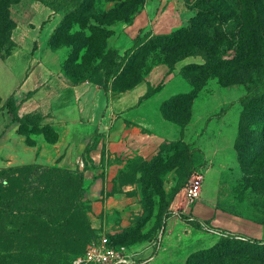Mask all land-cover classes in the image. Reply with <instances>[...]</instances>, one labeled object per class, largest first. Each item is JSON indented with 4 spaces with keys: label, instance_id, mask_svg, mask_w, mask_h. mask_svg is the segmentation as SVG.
I'll return each instance as SVG.
<instances>
[{
    "label": "rangeland",
    "instance_id": "1",
    "mask_svg": "<svg viewBox=\"0 0 264 264\" xmlns=\"http://www.w3.org/2000/svg\"><path fill=\"white\" fill-rule=\"evenodd\" d=\"M149 1H93L91 13L97 16H102L104 9L124 13L116 15V18L108 23L99 22L94 17L88 18L91 24L104 28L108 35L105 53L101 58H92L91 55L83 58L85 50L80 49L79 44L71 43V39L65 35L59 37L63 31L54 40H51V34L42 42L36 39L34 43H28L24 46L26 53L31 56L40 55L47 64L58 62L61 70L74 82H92L91 79L101 77L105 71L104 67L110 65L112 60L110 51H117L119 56L116 58L124 57L126 51L134 44L131 43L132 45L126 49L114 46L118 41L128 44L129 35L123 33L124 28ZM64 2L65 0H14L10 5L11 17L15 23L10 35L12 42L1 53L0 61L12 54L18 45L13 37L16 26L27 24L36 13L45 15L44 22L56 21L54 28L56 30L67 13ZM258 4L263 33L252 23L246 0H155L152 9L156 19L166 10L173 11L175 15L176 11L180 13L183 9L188 12L189 17L183 26L189 25L199 9H214L216 26L221 27L218 55L227 60L242 55L249 63L246 67L249 75L256 81L264 71V0H258ZM46 10L51 14L47 15L44 12ZM129 11L130 13H127ZM170 20L172 17H165L167 23ZM175 29L177 28H172L166 33ZM76 30L91 33L89 29L83 30L79 24L76 25ZM138 34L146 37L164 33L152 34L151 30L142 29ZM28 37L30 39V36ZM34 37L35 35L31 39ZM188 57L189 62L181 67L180 74L189 90L175 93L181 89L176 90L172 86L162 94L164 100L160 109L168 123L167 130L175 131L170 135L172 139L166 138L162 148L152 156L137 151L127 154L116 153L104 156L98 162L93 160L89 163L86 159L85 166L76 171L64 168L74 175L81 174L83 177L87 220L83 218V212H77L68 223L51 227L35 218L21 219L19 215L4 210L0 214V264H74L76 257L85 250L99 227L105 228L115 239L139 247L161 228H165L167 218L175 213L172 210L175 188L183 185L182 189H185L191 175L198 171H204L205 177L201 201L194 207L195 215L203 216L205 209L211 207L210 203L214 201L217 208H226L241 214L240 219L245 215L264 221V98L244 105L242 100L249 83L232 79L231 83L224 84L210 69L204 71L200 69L196 72L199 79L194 80L193 76L187 75V67L203 64L205 60L201 55H190L185 58ZM14 67L18 71L22 69L20 59L15 61ZM147 74L141 80L133 81L131 86L142 81ZM126 84L122 80L115 81L113 77L107 82L108 87L116 91L124 89ZM166 84L167 80L164 79L156 85H151L150 94ZM192 89L195 92L194 97L189 100L192 93L189 91ZM4 103L5 99L0 96V110L6 109ZM235 116L237 130L233 137L230 132L220 128L214 131L208 128L210 121L220 117H226L225 119L232 124ZM241 130L243 132H240ZM204 133H207V138ZM26 154L22 151L21 158L27 156ZM29 163H38L47 168L57 166L39 162L16 163L13 162L12 156L0 154V193L10 185L19 186L18 179L14 184H6L4 168ZM86 168L89 172H85ZM47 175L58 176L51 187L47 188L46 198L62 201L54 217H63L66 207L65 195L58 197L55 193L62 190L59 180H62L65 172L47 171ZM41 179L32 175L27 185L40 182ZM35 187L36 184L32 185L30 191L35 190ZM63 189L66 193L67 189L64 186ZM70 193L76 195L73 191ZM182 195L183 192L179 194L176 202ZM96 203L103 205L102 208L95 207ZM191 206L187 207L186 212L175 211L179 212L182 218H190L193 215ZM232 211L231 213L236 215ZM191 221L198 222L197 218ZM98 222L99 227L93 225ZM241 233L250 236L247 231ZM230 236L232 235L221 234L216 240V243L223 247V251L238 247V251L243 252L244 257H249L246 258L247 263L243 260L241 264H264V244L258 245L240 237L232 239ZM225 238H229L230 241L223 242ZM204 245H198L197 248ZM199 249L203 250V248L196 250Z\"/></svg>",
    "mask_w": 264,
    "mask_h": 264
},
{
    "label": "crops",
    "instance_id": "2",
    "mask_svg": "<svg viewBox=\"0 0 264 264\" xmlns=\"http://www.w3.org/2000/svg\"><path fill=\"white\" fill-rule=\"evenodd\" d=\"M154 1L147 2L145 8L124 28L123 33L129 35L128 44L118 41L114 46L126 49L134 43L142 29L151 30L152 34L166 33L185 25L189 17L183 9L180 13L176 11L175 15L173 11L166 10L156 19L152 9ZM44 12L51 14L48 10ZM165 17H172V20L167 23ZM31 19L23 24L24 27L21 24L16 26L13 37L18 45L12 54L0 61V96L6 99L13 94L18 100L20 116L40 113L43 115L42 123L53 126L57 134L55 138L49 139L42 131L18 130L19 123L12 122V115L7 109L0 110V154L12 156L16 163L56 164L76 171L81 168L80 160L85 166L86 159L89 163L93 160L98 162L102 157L116 153L137 151L146 156L157 153L166 138L175 132L167 130L168 123L160 109L164 100L162 94L172 86L176 90L181 89L175 93L189 90L180 74L181 67L189 62V57L177 61L173 68L166 64L156 65L146 78L125 90L103 88L90 81L74 82L61 70L58 62L47 64L40 55L26 53L24 46L34 43L36 39L41 42L46 40L56 25L54 20L44 22L45 15L39 13ZM19 59L22 69L18 71L14 63ZM164 79L167 84L149 94V87ZM225 118L210 121L208 128L210 131L221 129L230 132L233 137L237 130L236 116L232 124ZM204 136L207 138V133ZM22 151L27 156L21 158ZM85 172H89V169L86 168ZM181 192L183 195L176 202ZM185 197V189L175 196L172 202L174 212H186L189 205ZM99 203L95 207L102 208L103 205ZM108 203L109 200L106 201ZM214 203H210L211 207L205 209L203 216L195 215V204L192 205L193 216L221 233L264 239V221L245 215L240 219L241 214L217 208ZM93 225L100 226L99 222ZM243 231H247L250 236L242 234ZM218 237L219 233L196 226L191 220L174 213L167 218L161 248L143 264H183L192 251L211 246ZM145 244L137 247L144 257L150 254ZM202 244L203 247L197 248Z\"/></svg>",
    "mask_w": 264,
    "mask_h": 264
},
{
    "label": "trees",
    "instance_id": "3",
    "mask_svg": "<svg viewBox=\"0 0 264 264\" xmlns=\"http://www.w3.org/2000/svg\"><path fill=\"white\" fill-rule=\"evenodd\" d=\"M13 1L14 0H0V55L12 42L10 35L12 28L15 27V23L11 17L10 5ZM93 1L94 0H65L64 6L65 9H67V13L50 36L51 40H54L59 36V33L63 31L59 37L65 35L69 40L71 39V43L79 44L80 49L85 50L83 58L89 57L90 55L92 58H101L105 53L106 39L108 37L104 28L98 27L97 24H91L88 18L94 17L99 22L108 23L114 20L116 15L124 14L120 11L116 12L114 9H104L101 13L102 16H97L91 13ZM246 5L249 6L252 23L263 33L258 0H246ZM127 13H130V11ZM215 19L216 15L214 9H199L198 13L192 17L188 26L182 25V27H177V29L170 33L155 34L146 37L138 34L134 44L126 51L124 57L116 58L119 56L117 51H110L112 57L110 65L104 67L105 71L101 77L91 79V81L103 88H108L107 82L113 77L115 81L122 80L125 84L126 82L128 83L126 87L122 89L125 90L133 87L131 86L133 81L141 80L146 73H149L160 63H167L169 67L173 68L177 61L187 56L201 55L205 63L186 66L187 75L190 74V76H193L194 80L197 81L199 79L196 72L200 71V69L203 71L210 69L224 84L231 83L233 81L232 79L244 80L249 83L247 85V93L242 100L244 105L264 98V71L261 72L258 79L255 81L253 76L249 75L246 69L249 63L244 60L242 55L232 60L223 59V56L218 55L217 51L220 44L218 42L221 37L219 31L221 27L216 26ZM78 24L83 30L89 29L91 33L88 34L87 32L75 31L76 25ZM189 92H192L189 95V100H192L195 93L194 89ZM4 106L12 115V122L19 123L18 130H24L25 132L34 130L42 131L49 139L55 138L57 134L55 129L50 124L42 123V114L28 113L23 116L19 115L18 102L13 94L5 99ZM240 132L243 131L241 130ZM163 145L164 143L162 146ZM47 171H50V173H54V171L65 172L62 180H59L62 185V190H57L55 193L58 197L62 194L65 195L64 200H66V207L63 217H54L62 201L54 200L49 197L46 198L47 188L49 189L51 184L58 177L56 175L47 177ZM3 172L6 173V184H14L15 180L18 179L19 186L12 187L10 185L3 193H0V214L5 210L6 212L19 215L21 219L28 220L29 218H35L38 221H42L44 224H49L51 227H57L59 224L68 223L73 215H77V212H83V218L87 220V210H85L84 207L85 190L81 174L74 175L71 171L58 165L53 168H47L38 163L4 168ZM32 175H36L42 179L40 182L27 185ZM34 184H36L35 190L30 191L29 188ZM63 186L67 189L66 193ZM182 188L183 185H179L175 188L172 199L175 198ZM70 191L75 192L76 195H72ZM184 219L190 220L187 217H184ZM194 224L199 226L198 222H194ZM98 234L99 230L89 242L96 239ZM108 236L110 242L115 245L125 244L134 246L131 243L115 239L110 233H108ZM154 236H152L151 239ZM230 237L233 239L236 238L237 235H232ZM241 238L248 239L258 245L264 244V239ZM225 241L230 240L229 238H225L223 242ZM222 248L220 243L214 242L211 246L203 248V250L199 249L192 251L184 264H234V262L241 264V261L246 260V258L249 259V257H244L243 252L238 251V247H232V249L227 251H223ZM84 252L85 250L80 255ZM245 263H247V260Z\"/></svg>",
    "mask_w": 264,
    "mask_h": 264
},
{
    "label": "built area",
    "instance_id": "4",
    "mask_svg": "<svg viewBox=\"0 0 264 264\" xmlns=\"http://www.w3.org/2000/svg\"><path fill=\"white\" fill-rule=\"evenodd\" d=\"M79 166H84L82 160L79 161ZM204 177V171H198L193 173L189 178L188 186L185 188V198L188 205H194L201 199ZM175 214H179V212L175 211ZM189 219L195 220L196 217L192 215ZM197 221L200 226L208 231L217 232L219 235L228 234L221 233L205 221L199 219ZM164 230V227L161 228L152 239L146 242L145 248L150 250V254L144 257L141 255V250L135 245H115L111 243L108 232L105 229H101L99 230L98 237L87 244L85 252L76 257L74 264H143L161 248ZM237 237L241 238L242 236L237 235Z\"/></svg>",
    "mask_w": 264,
    "mask_h": 264
}]
</instances>
